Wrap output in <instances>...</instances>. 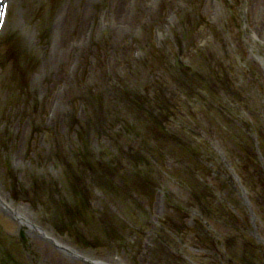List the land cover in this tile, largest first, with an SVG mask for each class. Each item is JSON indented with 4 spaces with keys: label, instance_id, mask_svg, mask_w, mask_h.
I'll list each match as a JSON object with an SVG mask.
<instances>
[{
    "label": "rangeland",
    "instance_id": "1",
    "mask_svg": "<svg viewBox=\"0 0 264 264\" xmlns=\"http://www.w3.org/2000/svg\"><path fill=\"white\" fill-rule=\"evenodd\" d=\"M21 1L22 2H20L19 0L17 1L15 0V2H17V5L15 4L13 10L10 8L11 13L9 16V24H8V26L12 24L11 26L12 28L16 26V31L18 30L17 33L13 32L12 34V31L10 29L8 30L11 35L17 36V38L20 37V34L24 32L23 31L24 27L26 28V23L23 24L24 21L23 20L21 21V19H19L18 17L19 16L27 17L24 13H26L28 9H33L32 7H34V5L36 4V2L34 3V0H29L28 2H26L25 0H21ZM112 1L102 0L98 4V9L100 11L97 12L99 13L98 17H94L95 23L96 22L101 23V21L103 20L102 18H104L102 24L105 26L106 31L105 33H103V31H101L100 33H102V35L106 34V36L107 34L110 35L109 39L113 36L111 34L113 27H114L113 29L115 30L119 29L120 31H122V29L124 28L126 30L130 29V33H137L140 30L139 28L143 27L142 29L144 31V34H147V37H149L151 42H152L151 26H153L155 23L158 24V22H164V24L162 23L163 28L161 27L159 30L162 35L166 34L168 26L172 24L174 25L171 27V29L173 28L174 33L177 34V32L181 31L183 32L182 35L183 37L186 36V33H184V30L182 31L181 26L185 25L187 30L189 29V27L187 26V22H185L186 18H183V16L186 15L185 9L179 10L180 12H177L179 22H177L176 20L177 10L175 6L178 3H184L185 0H158L155 7L151 8L150 10L147 9V12L145 10L144 13L142 12L139 14L136 12H135L136 14L133 13L134 9L132 7L130 8V10L132 9V11L130 12V25L127 24L129 21L125 23L124 22L125 20H123L125 17L121 16V20L123 21L120 22L122 24L120 27L116 26L113 23L112 20L115 18L111 19L107 17L108 13L109 15H112L114 17L117 12H120V9L122 7L125 8L126 5L129 4L130 0H123L122 6L118 5V0H112ZM200 1L201 3L199 4L198 11L202 17L201 26L199 28L193 29V37H190V41H187V44L192 47L197 45L198 43L199 46L201 45L204 47L211 42L210 41L211 33L214 34L215 39L217 41L222 38L226 39V44H224L225 47L223 48L225 50L224 52L229 53V55L227 58L224 55H221L220 58L224 60L225 57V61H228L229 63L232 61L233 63H235L231 65L235 66L234 68H236L238 73L236 72L237 76L234 75V77L232 78L233 80H235L236 78L238 84L242 86L241 89L242 91L239 94L242 96V99L245 101L244 102L245 106L239 107L240 111H237L232 108L231 112L244 111L247 113L248 116L250 112H253L257 122L260 123L264 131V0H246L247 3V8L245 10L246 20L245 22L243 21V25L240 23V17H238V15L241 14L240 12H242L243 6L245 5L243 0H212L214 1L213 5H211L210 0H200ZM150 2H153V0L147 1L148 4ZM136 4L137 6L143 7L144 5L145 7L144 0H138ZM130 6H132L131 3ZM112 8L114 9L113 11L110 10ZM90 9L92 10L93 8ZM57 14L60 15L59 12L56 13V16H58ZM122 14L123 13H121L120 15ZM147 14L153 15L152 21L154 22L145 26L144 24L147 22V18H149V20L151 18V17H147ZM212 17H215V21L211 20ZM44 18L46 17L44 16ZM56 18L53 19L54 21L51 29L49 28V36L51 40L54 39L55 29L53 26ZM167 18H169L168 23L166 22ZM40 19H42V15L40 16ZM107 19L109 21H106ZM45 22L46 21L44 20V27H48V25ZM95 23L91 22L90 28L88 29L89 31H91L90 33L88 31V36H87L89 41L88 52L86 54H83L82 57L79 59L84 63V66H82L81 68L82 70L75 69V65H73L70 61L71 59H73L74 55L70 53L66 55V57H62L60 61L58 60L59 68H60L58 69V74H55L56 72L55 71L53 73L51 72L50 75L49 74L50 68L47 67L46 70H43V64H42V62L47 60L46 57L49 55L50 46L48 48L43 49V47L40 44V46L42 47L41 49L38 41L33 42V40L35 41V33L33 34L31 43L27 44L28 47H32L31 49H28L31 53L32 51L34 53L37 52L38 54L39 53L42 54L41 56L45 57V58H41V56H39L40 62L35 63L36 66H33L32 70L28 71L29 72L28 77L30 76V79L27 78L29 80L27 81L29 82L28 87L33 93H36L39 96L41 95L44 97L45 101L43 100L42 102H43V107H45L43 108V110L45 111L43 110L42 111L45 113H47L46 110L50 112L48 114H50L52 117L51 120L48 121V123H49V128L53 129L54 134L47 135L48 137L42 134V137H38V141L36 142L38 144L37 145L35 144L34 147V145L32 144L34 140L31 141V144L29 141H26V139H28L27 134L29 133V128H30L29 127L30 125L27 123V121H23L25 124L24 129H22L16 140H14L13 138L14 136L12 137L6 135L5 137L2 134L3 131H1V127H0V142L3 147L1 149L2 152L1 156L10 157V161L12 162V166H13L12 170H14L15 172H17L16 169L18 170L19 168L17 167L20 165L21 166L23 165L22 167L24 168L23 169L21 167L20 168L21 171H19L20 173L17 172L19 174H17L18 177L16 183L12 180L11 177H9L6 174V172L3 171V167L0 166V186H1L0 190L1 191L3 190L7 194L8 198H10L9 196H12L11 198H13L14 196L16 197L23 196L21 195V193L23 192L21 185L23 186L29 185L28 182L29 180H26L24 177H28L32 175L33 176L35 175L38 178L40 184L45 186L48 185V187L52 189L54 194L57 193L58 190H61L60 191L62 192L61 196L55 195V199H57V197L62 198L61 201L59 203L57 201L58 204L57 203L49 204L48 208H54L52 205L57 207L56 211H54L53 209H49V210L53 211L54 216H57V219L59 220V224L61 222L62 231H60L61 233L60 235H58L59 236L58 243H59V248H61V250L64 249L65 252L59 249L57 250L55 246L54 249L49 244L47 246L44 245L43 243L37 241L36 236L31 234H28L29 235L28 239H26L27 237L26 238L24 237V239L28 240L26 241L27 243L23 242L24 239H21L20 236L22 234H25V232L20 231L21 232L20 236L10 235L11 230L7 226L10 227L13 226L15 229L18 228V226H16V224L9 217V215L5 213L7 216L3 214L5 216L4 217L2 215V212L0 211V216L2 215L4 218L8 217L7 219H9L8 221L5 222V225H7L5 229L0 230V235L2 236L1 238L4 241V244L2 243L3 244L2 247L5 246L7 250L9 248H12V254H13V257L10 256L8 258V256H6V254H4L3 251H0V256L1 255L5 256V259L0 258V264H99L100 261L106 262V260H109V262L113 264H127V261L128 264H130V260H131V264H163L167 260L168 255H172L173 257L174 261H172V264H194V258L191 257L190 260L188 261L186 258L187 255L183 254V251H180V249L177 248L176 246H175L176 249L174 251L171 250L170 248H167V243L164 239L163 240L160 239V241L158 240V243L153 250H151L152 246H150L151 243H150L148 231L151 232V230H155V228L158 229L156 227L157 220H159L158 218H162L163 215H167L168 218V215L172 213L170 212V210H167V208L165 213V202L168 201V198L166 197H169V199L171 198L172 200L177 201L179 196L182 195L183 192L182 187L177 186L179 185L178 183H176L177 181L169 182L170 181L169 179L168 181L167 179H165V177L161 178V181L159 182L160 188L158 189V191H154L150 198H146V202L149 204V217L146 219L143 218L140 219L138 218L137 214L134 213V210L130 208L129 195L125 196V194L127 195L130 193L129 191L130 177H128L127 175V170H122L118 166L115 168L116 172L114 169L115 175L112 176L113 178L108 177V181L106 182H112L110 183L109 186L111 189L110 190L111 194L110 193L108 194V196L111 195V198L109 199L110 201H107L105 197V195H107L106 194L107 188L105 189V187L108 186V184L105 183L103 184L104 187H102L98 183L100 182L99 181L100 178L105 176L104 164L102 171L97 170L98 168L97 165L96 167L91 165L92 168H90L89 166L86 167L88 172L90 171L88 177L81 178L71 174V172L75 173V168L71 167L70 166L71 164L68 163L70 162L69 160L73 159L72 156L73 153L77 154L78 150L82 152L81 153L82 156H84L87 151L90 152L89 156L91 157L90 159H88V164L93 160H95L94 158L96 154H97V158L102 163H103L102 160L104 159L105 162H109V163H112V161L119 162L120 160L119 156H117L116 158L113 157L116 154L118 147L120 148L121 152H123L121 154L130 156V138L126 140L119 139L118 143L115 144V142H112L111 146L110 145L105 146L104 143L107 139L109 140L110 138L108 137L107 133L108 132L113 133L112 132L113 129L118 128V130L120 131L121 129L125 128L130 130V104H129L130 92H127L126 96L123 95L125 92H123V89H120V87L118 86L119 81H117V78L115 77L117 75L116 72H113L114 74L109 72L111 71V68L108 69V73L107 72L105 73L104 71L106 66L108 65L111 66L113 60H117L118 63L120 62L121 59H119L118 55L121 56L122 54L126 53V47L123 46L121 48H118L119 50L116 49V51L110 48L108 49V47L105 46L101 40L103 38L102 35H96L97 26L95 25ZM138 23L141 25H139ZM77 24H79V22L75 24V29L78 30ZM191 30L192 29H190L188 32L190 33ZM200 30L204 32L201 33ZM75 33H77L78 35V31ZM227 33L229 34V36H227ZM97 36L100 37V40L98 42H97ZM69 38L71 39V41H75L77 36L75 34L73 35L70 34ZM22 40L25 41V38ZM14 44L17 45L16 43ZM238 45H240L241 47L240 49H238ZM189 46L185 44L186 47V48L184 47L185 55H187L188 53H193L191 47H190V51L188 52ZM209 46H211L209 48L215 47L216 49L220 50L218 44H216V41H214L213 43L211 42ZM143 48H144V52H147L145 51V46H143ZM179 48L183 49V46L179 45ZM93 51H95V53ZM110 51L112 52L110 53ZM127 52H129V50ZM148 52L146 53V55L148 54ZM207 52H209V50L205 52V55L207 54ZM209 53L212 59L217 57L214 53L211 52ZM95 56H97V58L99 59V61L97 60L98 61L97 64L94 62ZM196 57L197 59L195 58V61L196 63H198L199 62L198 55ZM131 59L132 57L130 55V62ZM163 62L164 63L162 62L161 63L164 65L167 64L166 59L165 61L163 60ZM151 64L152 67L155 69L160 68V66L156 62H153ZM69 65L72 66L70 67V70H68ZM15 67H16L15 71H18V73L20 72L19 75L21 76L22 74L21 71L25 70L24 63L22 62L21 66L19 65V63H17L15 64ZM51 68L52 70L55 69L53 67ZM238 69L240 70L238 71ZM40 70L46 71L47 74L49 75H47L46 78L45 77L42 78L41 76L42 74L41 75L39 74L41 73ZM131 72L132 70L130 69L128 73H130V83L131 85H133L136 83L137 77L133 75ZM88 75L97 76V78H95L94 86L93 85L86 86L87 82H84V80L85 81L87 80ZM128 75L129 74H127L126 77ZM6 76L7 75L6 74L4 75L3 72L1 71L0 79L2 77V82L0 81L1 82L0 85H2L3 88H0V90L2 89L0 91V96H1L0 99H3L4 97L3 92L7 83L8 85H10V82L7 81ZM2 83H4L5 85H3ZM17 90L21 93L20 89ZM60 93H63V97L62 95L59 97ZM64 93H66L65 96ZM36 94L33 95L36 96ZM54 96L59 97V99L56 98V100H58L59 103H57L55 107H57V109L62 108L63 106H64L63 108L66 107L64 109V112L57 113L55 107L51 105V100H53L52 98ZM225 98H226L225 100L226 103V101L229 100L227 97ZM30 102L31 101H28L27 104H29ZM113 102H117V103L119 102V104H114ZM110 103H112L113 105H110ZM6 107L10 110L9 106ZM2 117L4 118L3 114ZM213 120L218 121V119H216L215 117L213 118ZM36 122H38V125L39 124L43 125L44 123L43 119L41 120L37 119ZM232 123L234 127H238L235 121H233ZM27 129H28V133H27ZM36 132L37 131H35V133ZM122 135H123L122 133L119 134L120 138H122ZM254 135L256 136L257 139L259 138L260 147L264 157V144H263L264 142L262 141L261 143L260 141L261 137L258 134V132L251 133V136L255 138ZM51 138H54L55 140L53 139L54 141H52ZM27 143L30 149L26 147L27 153H25V146H27ZM57 146L59 147L57 148ZM99 147L101 148V150H99ZM51 149L55 151H51ZM54 154L62 158L63 161L61 162L64 163L62 165L64 167L61 168L63 169L60 170V168L55 166L56 164L52 162V159L55 160ZM45 158L47 162H44ZM57 160L59 159L57 158ZM251 166L252 165H249L246 168L247 173H249L252 176V180H253L251 183V187L249 188L250 191L252 189H255L259 185V180H257L256 177L253 176L254 173H252ZM63 172H65L66 174L65 179H63L62 177L64 175V174L62 175ZM176 172L171 173L172 176L169 177L174 178ZM42 176H44L43 178L45 179H43ZM212 178L214 179L215 186H219L221 182L223 184V180L220 175L214 176V173H212ZM86 179L87 181L90 182H85ZM171 183L174 184V186ZM196 187L198 188L196 194L201 195L204 192V190H202L203 188L199 186ZM225 187L226 188L223 191H221L220 196H225L229 198L228 195L229 188L227 186ZM88 192L89 195H87ZM123 192H125V194ZM261 192L264 193V188ZM5 193H1V194L5 196ZM76 197H79L78 198L79 201L78 199L77 202L76 200H74V202L71 201L70 198L75 199ZM14 199L16 198H13L12 201L14 202L13 203L14 205L18 203L19 205H22L26 201L24 198H17L16 200ZM84 199H86L88 204L90 205L92 204L91 207L94 211L90 207L89 212L92 211V213H94V219L92 221L86 220V218L88 219V216H86L87 214H83L80 211V214L76 219L78 220L79 223L74 222L73 223L74 226L70 230L67 227L70 220H72L70 215L72 214L74 216L75 215L74 212L77 209H79L82 204H83L82 211H84L85 207L88 205L87 203H83ZM43 200L44 199L41 196L40 202L38 201L34 202L29 209H32L33 212L36 209L40 210V213L45 215L43 217H46L45 219H47L48 221L49 215L46 214V212H43L46 211L43 209H47L42 204ZM103 202L107 204L103 206ZM168 205L169 207H172L173 204H168ZM242 207H243V202L241 203L239 201L237 208H234V210L235 212L241 213L242 220L239 221L238 223H233L230 217V213L225 208H221L219 203L216 204L217 213L219 212L218 214L222 218L218 217L217 219V217H214L213 221L217 225H220L219 228L223 230V232L220 233L218 226L216 227L217 234H219V237L222 240L229 238L230 230L236 231L240 229V231L247 232L252 229V225L249 219V214L247 211L242 209ZM260 209L261 208L258 207V210ZM123 211L125 212L124 214H122ZM32 215L35 217L34 213H32ZM40 215L38 214L37 216L41 217ZM123 215L124 218H122ZM50 217H52V215ZM62 220H65L63 222L64 224L65 222H67L66 228L63 227ZM108 220L109 222H112L111 225L115 224L114 225L115 228L116 226L118 227V226H123L127 224L130 225L135 223L137 229L134 228L130 230V233L131 232L133 233V234L131 233L130 236V238H132L133 241L130 238H128V235L126 234L127 229L124 228L125 232L122 231L123 236L122 238L120 237L121 240L119 239V237H115V238L113 237V240L111 241L110 239L107 240L106 238V243L102 242L103 240L102 235L105 236L106 231L105 229L101 228L102 225H99V223L100 222L106 223ZM184 221L185 220L181 221L180 227L179 225L175 227L176 231H178L180 228L183 230L185 223ZM86 222H93L91 223V225H93L94 230L99 229L101 231V234L95 232V234L99 235V237H95V238L92 237L91 234L93 232V229H90L89 227L91 225L89 224L87 225ZM123 222H125V224H123ZM254 222H255L254 226L256 227V229L257 226L259 225H261L260 229L262 228L264 229V219H262L261 221L262 223H259L257 219L254 220ZM44 224H46V222ZM133 235H135L136 237H133ZM91 241L93 244L91 243ZM83 242H86L87 244L83 245ZM21 246L23 252H20ZM1 250L7 251L4 248ZM66 250H72V251L75 250L74 251L75 253L71 254L72 256H70V254H68ZM185 253H187L189 256L194 255L192 253H189L188 251H185ZM151 254L153 259L150 258ZM74 255L75 257L76 256H78V258L80 257L81 259L78 260L74 258L73 257ZM176 259L179 261V263L175 261ZM154 261H157V263H154ZM168 261L170 262V258Z\"/></svg>",
    "mask_w": 264,
    "mask_h": 264
},
{
    "label": "bare ground",
    "instance_id": "2",
    "mask_svg": "<svg viewBox=\"0 0 264 264\" xmlns=\"http://www.w3.org/2000/svg\"><path fill=\"white\" fill-rule=\"evenodd\" d=\"M19 1L22 2L21 0H19ZM25 1L28 2L29 0H25ZM101 1L102 0H99V1H96V0H83V1L82 0H34V3L36 2V4L34 5V7H32L33 9H28V11L26 13L23 12L27 17H23V16L18 17L19 19H21V21L22 20L24 21L23 24L26 23V28L24 27V30H23L24 32L22 31L23 33L20 34V37L17 38V36L11 35L9 30H8V29H10L12 31V34H13V32L17 33V31H18V30L16 31L15 25H13V26H15L13 28L11 27L12 24L10 26H8L9 16L11 13L10 8L13 10L15 4L17 5V2H15V0H0V70L3 72L4 75L5 74L7 75L6 79H7V81L10 82V85H8V83H7L6 87L4 88L3 99H0V106H1L0 107V127H1V131H3L2 134L5 137H6V135L12 136V137L14 136L13 138H14V140H16V138H18L22 129H24L25 124L23 121H27V123L30 125L29 126L30 127L29 133H28V129H27L28 139H26V141H29L31 144V141L34 140V142L32 143L34 145V147H35V144L36 145L38 144L36 142L38 141V137H42V134L44 136L54 134L53 129L49 128V123H48V121L51 120L52 116L50 114H48L50 112H48L47 110H46L47 113L43 112V111H45V110H43V108H45V107H43V102H42L43 100L45 101L44 97L41 95L39 96L36 93H33L28 87L29 86V82H28L29 80L28 79H30V76L28 77V74H29L28 71H31L33 66H36L35 63L40 62L39 56H41L42 54H40V53L38 54L37 52L34 53L33 51L31 53L28 49H31L32 47H28L27 44L31 43L32 38H33V34L35 33V41L33 40V42L38 41L39 46L41 44L43 49L48 48L50 46L49 55L46 57L47 60L42 62L43 70H46L47 67L50 68V72H49L50 75H51V72L53 73L55 71H56L55 74H58V69H60L58 62L60 61V59L62 57H66V55H68L70 53L74 55L73 59H71L70 61L73 65H75V69L82 70L81 68H82V66H84V63L82 61H80L79 59L82 57L83 54H86L88 52V42H89L88 38H87L88 31H89L88 29L90 28L91 22L95 23L94 17H98L99 13H97V12H100L98 9V4ZM122 1L123 0H118L119 6H122ZM108 3H109V1H108ZM37 7H38V9H37ZM90 8H93V9L91 10ZM119 8H121V7H119ZM110 10L113 11L114 9L112 8ZM57 12H59L61 16L58 14H57L58 16H56ZM121 13H123V14L120 15ZM41 15H42V19H40ZM44 16L46 18H44ZM121 16L125 17L123 19V20H125L124 22L127 23L129 21L127 24L130 25V2L128 5H126L125 8L122 7L120 9V12H117L114 17L112 15H109V13H108L107 17H109L111 19L115 18L112 20L113 23L116 26L120 27L122 25L120 22L123 21V20H121ZM51 17L56 18V20L54 22V26H53L55 29V34H54V39H52V40L50 39L49 33H47V31H49V29H46V27H44V20H45L46 21L45 23L51 29V27L53 25V21H54V20L50 19ZM102 19L104 20V18H102ZM103 20L101 21V23L100 22L95 23V25L97 26L96 35H102V33H100V32L103 31V33H105V31H106L105 26L102 24ZM106 21H109V20L107 19ZM77 22H79V24H77L78 30L75 29V24ZM87 24H88V26H87ZM113 28H112V33H111L113 36L109 39L110 35H108V34H107V36H106V34L102 35V37H103L101 39L102 42L104 43L105 46L108 47V49L110 48V49H113L115 51H116V49L119 50L118 48L125 46L126 47V53L122 54L121 56L118 55L119 59H121L120 62L118 63L117 60H113L114 62L112 61L111 66H109V65L106 66L104 71H105V73L106 72L108 73V69L111 68V71H109V72H111V73L116 72L117 73V75L115 77L117 78V81H119L118 86L120 87V89H123V92H125L123 95L126 96V93L130 92V73H128L130 71V29L126 30L124 28V29H122V31H120L119 29L115 30ZM77 31H78V35H77V33H75ZM90 32L91 31H89V33ZM70 34H72V35L75 34L77 36L75 41H71V39L69 38ZM24 38H25V41L22 40ZM99 40H100V37L97 36V42ZM14 43H16L17 45H15ZM19 44H21V45H19ZM41 46H40V48L42 49ZM128 50H129V52H127ZM93 52L95 53V51H93ZM111 52L112 51H110V53ZM41 58H45V57L41 56ZM97 60L99 61L97 56H95L94 62L96 64L98 63ZM22 62L24 63V69L25 70L21 71L22 74L20 76L19 75L20 72L18 73V71H15V69H16L15 64L19 63V65L21 66ZM93 65H95V64H93ZM51 67H53L55 69L52 70ZM70 67H72V66L69 65L68 70H70ZM68 70H67V72H68ZM125 70H127V71H125ZM1 71H0V73H1ZM40 72L41 73H39V74L40 75L42 74L41 75L42 78L43 77L46 78V76L49 75V74H47L46 71L40 70ZM85 73H84V76H85ZM127 74H129V75L126 77ZM95 78H97V76H94V75L89 76L88 75L87 80L86 81L84 80V82H87L86 86L87 85H89V86L93 85L94 86L95 85V83H94ZM0 81L2 82V77H1ZM1 82H0V84H1ZM2 84L5 85L4 83H2ZM0 88H3L2 85H0ZM17 89H20L21 93ZM33 94H36V96ZM61 95L63 97V93H60L59 97ZM65 95H66V93H64V96ZM56 96H54L52 98L53 100H51V105L53 107H55V105L57 103H59L58 100H56V98L59 99V97H56ZM0 98H1V96H0ZM28 101H31V102L29 104H27ZM113 103L119 104V102L118 103L113 102ZM129 104H130V102H129ZM110 105H113V104L110 103ZM6 106H9L10 110ZM3 107H4V109H3ZM63 107L58 108V109H57V107H55V109L57 110V113L58 112H64V109L66 107L65 108H63ZM36 108H38L39 110ZM34 111H36V112H34ZM103 113H105V112H103ZM2 114L4 115V118L2 117ZM54 114H55V112H54ZM37 119H39V120L43 119V121H44L43 125H41V124L38 125V122H36ZM47 123H48V125H47ZM35 131H37L36 133H38V134H36ZM112 132L113 133H109V132L107 133L108 137H110V138H109V140L107 139L104 142L105 146H107V145L111 146L112 142H115V144H116V143H118L119 139H121V140L125 139L126 140V139L130 138V130H128V129L123 128L119 131L118 128H116V129H113ZM120 133L123 134L122 138H120V136H119ZM53 139L54 138H51L52 141L55 140V139L54 140ZM26 147L29 148L28 143H27V146H25V153H27ZM58 147L59 146H57V148ZM2 148L3 147H2V144L0 142V164H1L0 166H2L3 171L6 172V174L9 177H11L14 182L17 183V181H16L17 177H18L17 174L20 173L19 172V171H21L20 168L23 165L22 166L20 165L17 167L19 169L18 170L16 169V171L19 173L12 170L13 166H12V162L10 161V157L9 156H4V157L1 156V154H2L1 149ZM99 150H101L100 147H99ZM51 151H55V150L51 149ZM81 153L82 152L78 150L77 154L73 153V155H72L73 159L69 160L70 162L68 164H71L70 166L75 168V173L71 172V174L74 176L81 177V178L82 177H88V174L90 171L88 172L86 167L89 166L90 168H92L91 165H93L94 167H96V165H97V167H98L97 170L102 171V168L105 165L104 166L105 167V169H104L105 176L101 177L99 180L100 182H98V183L102 187H104L103 184H105V183L108 184V186L105 187V189L107 188L106 189L107 193L105 191L104 192L107 194V195H105L106 200L110 201L109 199L111 198V195L108 196V194L110 193L111 189L109 186H110V183H112V182H106V181H108V177L111 178L112 176L115 175L114 174L116 172L115 168L118 166L122 170H127V175H128V177H130V156L129 155L126 156L125 154H121L123 152H121L120 148L118 147V150L116 151V154L113 157L116 158L117 156H119V159H120L119 162L112 161V163H109V162H105V159H104V160H102L103 161V163H102L97 158V154H96L95 158H94L95 160H93V161L91 160L93 163L90 162L92 164H90V163L88 164V159H90V157H91V156H89L90 152L87 151L84 156H82ZM75 154H76V156H75ZM54 156H55V158H54L55 160L52 159V162L55 163L56 164L55 166L59 167L60 170L63 169V168H61V167H64V166H62L64 163L61 162V161H63L62 158H60L58 155H55V154H54ZM57 158L59 160H57ZM44 162H47L46 158L44 159ZM114 169H115V172H114ZM96 172H98V171H96ZM62 175H63L62 176L63 179H65L66 178L65 172H63ZM43 177L44 176H42V178ZM68 177H70V176H68ZM24 178L26 180H29L28 181L29 185L23 186V185H21L22 183L20 184L21 188L23 190L21 195H23V196H19V197L14 196L13 197L16 199L17 198H24L26 201L22 205H19V203L14 205L13 204L14 202H12L13 198H11L12 196H9L10 198H8L7 194L3 190H2L3 192L0 190V211L2 212V215L5 213L7 215H9V217L14 221L16 226H18V228L15 229L13 226L10 227V226L5 225V222L8 221L9 219H7L8 217L4 218L5 216L3 215L4 216L3 217L1 215L0 216V230L5 229V227L7 226L11 230L10 235H12V236H15V235L20 236L21 232H25V234H22L20 236L21 239H24V237L25 238L27 237L26 239H28V236H29L28 234H31V235L36 236L37 241L43 243L44 245L47 246L49 244L52 248H54V246H55V248L57 250L58 249L61 250V248H59V243H58L59 242V240H58L59 236L58 235H60V233H61L60 231H62L61 222L59 224V220L57 219V216H54L53 211L49 210V209H53L54 211H56L57 207L52 205L55 209L54 208H48L49 204H52V203L56 204L57 201H58V203L61 201L62 198L57 197V199H55V195L61 196V193H62V192H60L61 190H58V192L54 194L52 189L50 187H48L47 184H46L47 186L40 184V181H38V178L35 175L24 177ZM43 179H45V178H43ZM20 181H22V180H20ZM85 182H90V181H87V179H86ZM55 184H56V182H55ZM73 186H75V185H73ZM1 193H5V196ZM123 193L125 194V192H123ZM87 195H89V192L87 193ZM128 195L130 197V193L127 195L125 194V196H128ZM41 196L44 199L42 201V204L47 208V209H43V210H46L43 212H46V214L49 215L48 221H47V219H45L46 217H43L45 215L40 213V210L36 209L33 212L32 209H29L34 202H37V201L40 202ZM78 198L79 197H76L75 199H72V198H70V199L73 202H74V200H76V202H77ZM16 199H14V200H16ZM78 201H79V199H78ZM83 203L88 204L86 199H84ZM106 204L107 203L103 202V206H105ZM89 205L90 204H88L85 207L84 211H82V208H83V204H82L81 207L74 212L76 217H75V215L74 216L72 214L70 215L72 220H70V222L68 223V226H67L70 230L74 226V224H73L74 222L79 223L78 220H76V219L78 218L80 211L83 214H87L86 216H88V219L85 217L86 220L92 221L94 219V213H92V211L89 212V208L92 206V204L90 206ZM91 209H92V207H91ZM78 210H79V212H78ZM95 210H96V208H95ZM32 213L35 214V217L32 215ZM124 213L125 212L123 211L122 214H124ZM38 214L39 215L41 214L40 215L41 217H38L37 216ZM51 215H52V217H50ZM122 218H124V215ZM43 221H44V223L46 222V224H44ZM64 221L65 220H62V223ZM10 223H11V220H10ZM91 223H93V222H86L87 225L88 224L91 225ZM111 224H112V222H109V220L106 223H101V222L99 223V225H102L101 228L105 229V231H106L105 236L102 235V237H103L102 242L106 243V238H107V240L110 239V241H111V240H113V237L114 238L119 237V239L121 240V238L123 236L122 231L125 232L124 228L127 229L126 234L128 235V238H130V225L129 224L123 225V226H118V227L116 226V228L114 226L115 225L114 223H113L114 225H111ZM123 224H125V222H123ZM66 225H67V222H65V224L63 223L64 228H66ZM109 226H110V229H109ZM121 227H123V228H121ZM89 228L93 229V232L91 234L93 238L99 237V235L95 234V232H98L99 234H101V231L99 229L94 230L93 225H91ZM115 231H116V233H115ZM109 233H111V234H109ZM1 237L2 236L0 235V251H3V253L6 254V256H8V258L10 256L13 257L12 248H9L7 250V248H5V246L2 247L4 244V241L2 240ZM26 239H24L23 242L27 243L26 241H28V240H26ZM110 241H108V242H110ZM21 243H22V241H21ZM91 243H92V241H91ZM86 244H87L86 242H83V245H86ZM43 247H45V246H43ZM3 248L6 249L7 251L1 250ZM21 248H22V246L20 247V250H21L20 252H23ZM61 251L65 252L64 249H62ZM66 251L68 254H70V256H72L71 254L75 253L74 252L75 250L74 251L66 250ZM75 255L73 256L74 258H76L78 260L81 259L80 257L78 258V256L75 257ZM116 255H118V254H116ZM0 258L5 259V256L1 255ZM100 260H101V258H100ZM99 264H113V263L109 262V260H106V262L100 261ZM127 264H128V261H127Z\"/></svg>",
    "mask_w": 264,
    "mask_h": 264
}]
</instances>
